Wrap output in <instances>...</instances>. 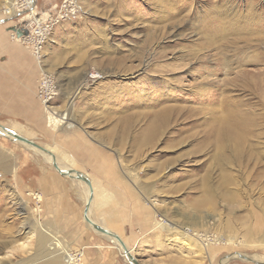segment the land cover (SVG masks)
Wrapping results in <instances>:
<instances>
[{
	"label": "rangeland",
	"instance_id": "374dc122",
	"mask_svg": "<svg viewBox=\"0 0 264 264\" xmlns=\"http://www.w3.org/2000/svg\"><path fill=\"white\" fill-rule=\"evenodd\" d=\"M11 1L0 0V28L25 21L44 36L20 39L40 73L33 112L0 113V123L88 176L89 217L105 228L150 219L129 248L142 264H264V240L243 237L255 224L252 208L264 212V93L234 85L242 70L264 74V0H35L39 24L26 18L25 0ZM11 7L17 15H7ZM162 94L175 99L152 105ZM220 100L251 105L245 109L257 116L239 154L226 139L216 152L225 118L244 108ZM170 103L195 115L174 112L168 127L145 138L146 114ZM48 107L70 124L48 121ZM57 183L86 203L85 182L0 135V264L43 262L39 231L86 264L83 249L74 251L70 234L44 212L45 186Z\"/></svg>",
	"mask_w": 264,
	"mask_h": 264
},
{
	"label": "crops",
	"instance_id": "0c3cea01",
	"mask_svg": "<svg viewBox=\"0 0 264 264\" xmlns=\"http://www.w3.org/2000/svg\"><path fill=\"white\" fill-rule=\"evenodd\" d=\"M9 27L0 28V113L33 112L30 100L36 97L40 73L29 48L20 39L13 40ZM44 193L51 194V199L45 201L44 212L54 216L57 219L55 225H60L70 234L68 238L74 251L83 249L88 258L86 264H130L122 258L120 249L107 235L98 231L96 233L95 230L93 232L88 226L84 218L86 203L78 201L72 187L58 183L46 185ZM149 220L118 223L106 229L118 235L128 248L133 249L148 230Z\"/></svg>",
	"mask_w": 264,
	"mask_h": 264
},
{
	"label": "bare ground",
	"instance_id": "6f19581e",
	"mask_svg": "<svg viewBox=\"0 0 264 264\" xmlns=\"http://www.w3.org/2000/svg\"><path fill=\"white\" fill-rule=\"evenodd\" d=\"M17 1L18 0H12L11 5L14 3L13 6H15L17 4ZM25 1H26V5L28 6V8L31 11L30 12L31 14L26 16V18H28L31 15V18L39 24L41 21V18H39L37 16V14H35V12H34L35 11V5H34L35 0H25ZM11 9H12V13H9V14L7 12L8 10H5L7 15H9V16L17 15L16 11L12 7H11ZM212 29L214 30V32L216 31V28L214 26L212 27ZM40 34L43 35L42 29L40 31ZM41 43H42L41 41L37 43L36 49H37L38 56L40 54V49L42 47ZM251 73L252 72L249 70H242L241 72H238L236 75L238 78H240V79H238L239 83L234 84V85L243 87L244 90L250 92L251 94H255L256 92L264 93V74L261 78H259L258 76L251 74ZM179 79H182V78H179ZM241 80H242V82H241ZM168 83L164 82L163 84H164V88L165 89L169 88V91H170V89H171L170 86L172 84H171V82H168ZM230 83H232V82H230ZM203 84H204V82L202 81L199 85H203ZM226 86H227V84L224 86V90L226 89ZM201 93H199V94H201ZM174 95H171V96L170 95L163 96V94L159 95V97L157 96L156 98H153L151 100V104L158 106L160 104V102H164V103L166 102L167 103L168 101L175 99ZM263 101L264 100H262V103H264ZM131 102L133 103V101H131ZM172 104L171 103L167 104V105L165 104L161 107H158L155 111L146 114L147 119L150 120V121L149 120L148 121L151 123H150V125L147 126V129L145 132V138H151V139L155 138L161 131H163V128L165 129L166 127H168L170 125L171 118H172L173 114H175L176 112L177 113L183 112V114L186 115V118H189V117H192L193 115H195V112H192V110H190V109H187V111H182V109H181L182 106H177L175 104H173V105ZM237 105H242V107H244V108H242L241 110L236 112L237 113L236 115L231 114L230 117L228 116L225 118V126L222 128V134L216 138V140H215L216 144L214 142L215 148H217V151H216L217 153H221L223 151V147L226 145L223 139L227 140L228 144L233 147V150L235 153H237V154L241 153L242 148L245 146V143H247V139H248L247 137L250 133L249 132L250 128L253 127L254 124H256L258 122L256 114L247 110V109H251L250 108L251 105L245 104L244 102H238L237 100H220V106H222V107L233 109V108H237L236 107ZM215 107H217V106H215ZM207 108H208V106H207ZM245 108H247V109H245ZM48 111H49V116L47 117L48 121H50V122H62L63 124L67 122V121H63V119L65 118L64 115H62V114L60 115L59 112L57 110H55L53 107H48ZM240 111L242 113H240ZM69 122H67V124ZM0 125H1L0 126V135L10 136V135H8V130H10L11 132H14L13 129L5 127L1 123H0ZM70 126H72V125H70ZM34 149H37V148H34ZM39 151H41V150H39ZM43 153L45 154L46 158L51 161L52 164H53L52 160L55 157V162L57 163V165H59V168H61L62 170L69 169V167H67V165L65 166L64 164H61L57 161V158L52 151H50L51 154H48L45 152H43ZM221 158H224L225 160L233 159V158H229V157H221ZM239 160H240V158H239ZM7 165L8 164H6V167L9 168V166H7ZM223 171H225V170H223ZM226 178L229 179L228 176H226ZM231 183H233V182H230L228 180V183H227L228 186ZM204 192L206 194L210 193L208 188H204ZM230 199L231 200L234 199L233 194L230 195ZM256 205H257V208L260 207L258 204H256ZM257 208H252L254 211L251 212V216L254 219L255 224L253 225V227L247 228L244 232V235H243V237L249 241L253 240V239L264 240V212L261 209H259V211H257L256 210ZM89 216H90V212H89ZM89 218L91 219V217H89ZM91 220L94 222L93 219H91ZM214 221H216V220L214 219ZM41 228L44 230V232L46 231V229H44L43 227H41ZM29 232L33 233L31 230ZM45 233H40V231H39L38 238H37L39 249L42 250V254H38V255L39 256H46V258L43 260V262L38 263V264H61V261H62L61 255H63V257L66 259L67 264H75L76 263L75 258L70 255V253L68 252V249L62 243V241L60 239H58L57 237L54 238L52 235L46 233L47 235L50 236V239H48ZM109 238L111 239L112 242H114L117 245V247H121L123 255H126L127 258L130 255L134 256L132 254V252L129 251L131 249H129L127 246H126L127 249H124L121 242H119V240H116L114 237H110V236H109ZM219 238L221 241L222 237H219ZM48 240H50V243ZM12 249H15V248H11V250ZM9 252H11V251H8L7 253H9ZM227 260H229V259L228 258L225 259V263Z\"/></svg>",
	"mask_w": 264,
	"mask_h": 264
},
{
	"label": "water",
	"instance_id": "95a60500",
	"mask_svg": "<svg viewBox=\"0 0 264 264\" xmlns=\"http://www.w3.org/2000/svg\"><path fill=\"white\" fill-rule=\"evenodd\" d=\"M8 31L14 32L16 37L19 38V39L22 38V37H26V36H28L30 34V30H29L26 22L18 23L17 25L10 26L8 28ZM8 135H10V136L5 135V137H8V138H10V139H12L14 141L20 142V143H24V144H26V145H28L30 147L37 148V149H39V150H41V151H43L45 153L51 154L50 151L47 148L39 145L34 140H31V139H29V138H27L25 136H22V135H20V134H18L16 132H11L10 130H8ZM52 161H53V167L58 171V173H60L63 176H70L72 178H76L78 180H81V181L85 182L87 184V186L89 187V196H88V199H87V202H86V205H85V209H84L85 221L94 230H96V231H98L100 233H103V234L107 235L108 237L109 236L110 237H114L116 240H119V242H121L123 248L127 249L125 243L121 240V238L118 235H116L115 233L107 230L103 226L93 222L89 218V211H90L91 203L93 201V186H92L91 180L84 173H82L79 170H76V169H73V168L62 170L61 168H59V165H57V163L55 162V157H54V159ZM128 259L130 260L131 264H142L141 262H139L135 258V256L130 255L128 257Z\"/></svg>",
	"mask_w": 264,
	"mask_h": 264
},
{
	"label": "built area",
	"instance_id": "2783aa9c",
	"mask_svg": "<svg viewBox=\"0 0 264 264\" xmlns=\"http://www.w3.org/2000/svg\"><path fill=\"white\" fill-rule=\"evenodd\" d=\"M23 22H25V21H23ZM23 22H18V23H23ZM27 23V22H26ZM27 26H28V28H29V30H30V34L28 35V36H34V35H36V34H39V36H44V29L43 28H41L40 26H39V29L40 30H34L33 28H32V26L29 24V23H27ZM41 29H42V32H43V35L42 34H40V31H41ZM28 36H26V37H22V38H20V39H26ZM15 37H16V35H15ZM17 38V37H16ZM19 39V38H18ZM28 39V38H27ZM41 40H39V42H40ZM41 46H42V43H41ZM37 48V47H36ZM36 53H37V49H36ZM38 54V53H37ZM37 58H38V55H37ZM47 82H48V79H47Z\"/></svg>",
	"mask_w": 264,
	"mask_h": 264
}]
</instances>
